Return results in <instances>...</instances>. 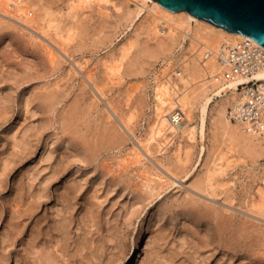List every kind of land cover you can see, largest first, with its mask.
I'll return each mask as SVG.
<instances>
[{
	"label": "rangeland",
	"instance_id": "rangeland-1",
	"mask_svg": "<svg viewBox=\"0 0 264 264\" xmlns=\"http://www.w3.org/2000/svg\"><path fill=\"white\" fill-rule=\"evenodd\" d=\"M158 22L177 45L138 0H0V264H264V135L219 127L230 97L147 144L163 68L197 84Z\"/></svg>",
	"mask_w": 264,
	"mask_h": 264
},
{
	"label": "bare ground",
	"instance_id": "bare-ground-1",
	"mask_svg": "<svg viewBox=\"0 0 264 264\" xmlns=\"http://www.w3.org/2000/svg\"><path fill=\"white\" fill-rule=\"evenodd\" d=\"M81 1L91 2L93 0ZM97 1L107 2L109 0ZM138 1H140L142 6L149 12V19L151 23L147 24V28L153 31V33L156 35L159 47L166 46L167 38L169 40H172L171 45H177L179 42L178 40H175L174 34H171V32L169 31L167 34L165 25L160 24L158 22L159 20H161V22L163 23L166 22L169 27L181 33V35L186 36L189 39V43L192 48L194 45L199 46V44H202L203 49L208 48L215 50L222 44L234 43L240 38L246 36H242L239 33L228 32L209 22L192 17L185 11H173L160 5L156 0ZM10 3L11 2H9L8 4ZM12 3L13 5H16L15 2ZM140 10H142V8H140ZM46 14L47 11H45V13L43 14L42 19L46 20L48 23H52L54 21V17L52 15ZM162 35H164L166 40L165 38H162ZM209 44H214V47L209 46ZM201 50L202 49H200V52ZM194 51L186 58H183V60H181V62L177 65L179 66L177 72L178 79L182 81L185 88H189L197 83L190 92L178 91L167 73V70L169 68L168 66H165L163 68L162 72L164 73V75L161 76V74H159L156 77V84L154 88L156 103L154 110L157 120L156 123L152 125L148 138H146L148 140L147 144L149 143V145L151 142L155 141V143L159 146L161 144V142L159 141L161 139L160 137H162V135H164L166 131L174 134L183 132L188 135L190 134L189 137L192 138V135L194 133L193 129L195 126H190L189 123L193 118V114L196 108H198V110L200 111L199 132L201 138H203L205 116L214 96L230 97V100H232L231 105L234 104L236 98V87L237 84L241 81V78H225L223 76L224 66L216 58L215 55H212L206 60L201 61L199 59V55ZM205 73L206 77L204 78L203 75ZM218 76L222 78L218 79ZM256 77L259 79H264V70L259 71L256 74ZM171 86L173 88H171ZM176 110H180V112H182L184 116L183 120L180 123L176 121ZM227 110L228 109L225 105L221 106L218 109L219 116L223 117H218L216 119V123L220 125L219 127H223L224 130L228 129L227 131L231 130L232 133H234L238 127L241 133H244L245 135H248V137H250L249 141H252L253 138L264 135V133L249 131L246 125L239 121L233 122L232 120H230ZM110 113L114 114L122 123V125H124V127L129 131L127 123L123 119L119 118L111 107ZM144 146L142 147L144 148ZM145 147L146 149L144 148V152H146L147 155H151V147L147 145ZM151 218L152 214H148L145 219V223L149 222Z\"/></svg>",
	"mask_w": 264,
	"mask_h": 264
},
{
	"label": "built area",
	"instance_id": "built-area-1",
	"mask_svg": "<svg viewBox=\"0 0 264 264\" xmlns=\"http://www.w3.org/2000/svg\"><path fill=\"white\" fill-rule=\"evenodd\" d=\"M202 47L199 44L194 51L201 61L215 55L224 66L225 78H241L234 104L227 110L229 119L245 124L249 131L264 133V79L256 77L264 70V47L246 36L234 43L222 44L215 50ZM176 116L180 123L182 112L176 110Z\"/></svg>",
	"mask_w": 264,
	"mask_h": 264
},
{
	"label": "water",
	"instance_id": "water-1",
	"mask_svg": "<svg viewBox=\"0 0 264 264\" xmlns=\"http://www.w3.org/2000/svg\"><path fill=\"white\" fill-rule=\"evenodd\" d=\"M173 11L246 35L264 47V0H156Z\"/></svg>",
	"mask_w": 264,
	"mask_h": 264
}]
</instances>
